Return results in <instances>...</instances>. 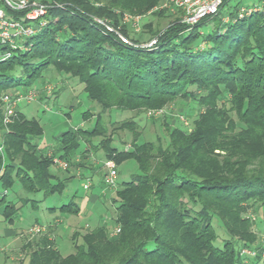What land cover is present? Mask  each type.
I'll use <instances>...</instances> for the list:
<instances>
[{
	"label": "trees",
	"instance_id": "16d2710c",
	"mask_svg": "<svg viewBox=\"0 0 264 264\" xmlns=\"http://www.w3.org/2000/svg\"><path fill=\"white\" fill-rule=\"evenodd\" d=\"M41 1L53 5L47 25L7 58L2 57L7 48L0 47L4 220L13 222L28 203L37 207L38 201L28 197H18V207L15 200H6L14 185L25 193L41 192L42 198L61 193L66 183L50 171L52 158L77 167L75 158H85L91 137L100 136L91 146L102 149L103 161L133 160L138 173L121 182L113 198L114 221L120 225L116 237L95 226L77 242L74 232L73 251L64 256L43 235L24 243L26 264H256L261 251L251 256L241 249H260L249 210H260L264 232V13L238 19L240 4L222 0L215 15L192 26L177 15L160 30L147 25L155 42L144 46L139 38L122 43L94 18L116 25L123 14L142 13L160 0ZM49 67L76 78L87 99L102 110L159 107L177 98H187L185 105L194 101L198 112L192 129L168 126L162 145L159 138L139 141L137 121H121L119 127L133 137L124 149L113 144L95 117L91 128L63 131L40 148L36 139L42 128L34 117L16 109L3 125L1 96L30 89ZM82 118L88 120V112ZM51 209L77 215L79 205L71 199ZM214 216L227 234L220 247L214 244Z\"/></svg>",
	"mask_w": 264,
	"mask_h": 264
},
{
	"label": "rangeland",
	"instance_id": "374dc122",
	"mask_svg": "<svg viewBox=\"0 0 264 264\" xmlns=\"http://www.w3.org/2000/svg\"><path fill=\"white\" fill-rule=\"evenodd\" d=\"M162 2L163 0H160L156 5L142 13L130 15L139 16L137 29L133 25L132 18L127 20L126 16L129 15L127 13L119 17V22L116 25L112 24L109 19L106 20L116 32L127 37L130 42H132V38H139L141 45L148 46V43L153 39H149L150 32L146 31V26L150 25L154 31L160 30L176 16L166 8L158 10L167 11L169 14H157L155 11L158 10H154V7L161 5ZM260 3L261 0H230L231 6L236 4L259 5ZM226 17L223 15V18ZM213 24L212 22L208 24L209 28ZM205 29L207 28L205 27L204 31ZM46 85L53 86L51 93L45 92L44 88ZM31 88L38 93L37 98L30 103H19L16 109L20 110L26 117H34L38 120L42 128V134L36 139V142L40 148L51 145L54 138L63 131L91 128L94 125L95 117L101 118L106 135H112L113 144L118 148H130L133 138L131 133L127 129L119 127V122L128 120L137 121L136 128L140 132L139 141H153L156 143L157 138H159L161 144L164 145L167 141L166 128L168 126L170 128L176 126L189 132L193 126L192 121L198 112V106L194 101H190L185 105L187 98L184 100L177 98L159 107L150 106L132 110H119L116 108L102 110L97 103L87 99L82 90V84L76 78L57 72L53 67L47 68ZM16 91H20V89L8 92L14 93ZM84 111L88 112V120H83L82 118V112ZM90 139L91 144L97 143L100 136L91 137ZM91 144H88L89 150L84 155L85 158L82 156L75 158L76 163L79 164L77 167H71L69 161L66 168L55 164L50 165V171L59 180L65 182L64 179L71 176L68 178L61 193L48 195L42 200L41 192L25 193L18 185H14L12 189L7 191L6 200H17L18 197L40 200L35 208L31 207L30 203L21 207L15 223L11 226L19 233H21V230H27L33 224L43 225L44 230L39 235H32L28 232L22 233L17 238L19 243L23 238H25V241H31L46 235L51 238L50 240L54 244L56 242L60 253L65 256L73 251L71 235L74 232H77V242H81V235L86 231L92 230L95 226H103L109 238L116 237L119 234L120 225L114 221L115 205L117 203L113 202V198L116 196V190L120 188V183L129 180L131 175L138 173L137 165L133 160H125L116 165V185L112 188H105L101 186L100 180V175L104 172L102 166V162H104L103 151L100 148L93 149ZM85 183L89 184L88 189L83 188ZM71 199L82 207L81 212H79V208L77 215L63 214L58 209L48 208L59 207L64 203H68ZM258 211L260 210H249L247 213L253 217V229L258 234V242H260L264 232L263 226L259 222ZM57 216L62 218L60 227L50 226L48 223L57 218ZM212 226L218 236L214 244L220 247L227 238V234L216 216L212 219ZM117 228H119L118 231ZM53 238H55V241ZM17 239L8 246V250L4 255L2 252L0 253L1 264H26L27 250L19 248ZM1 245L2 242L0 240V248ZM255 261L256 264H264V257Z\"/></svg>",
	"mask_w": 264,
	"mask_h": 264
},
{
	"label": "built area",
	"instance_id": "2783aa9c",
	"mask_svg": "<svg viewBox=\"0 0 264 264\" xmlns=\"http://www.w3.org/2000/svg\"><path fill=\"white\" fill-rule=\"evenodd\" d=\"M222 3V0H163L161 5L155 6L154 10L166 8L171 13L178 17V21L186 25L192 26L202 18L215 15ZM60 6L59 4H56ZM53 5L49 2L40 0H0V47H6L3 58L10 55V50L16 48H26L23 42L26 38L37 33L41 28L48 23L47 13ZM262 11L264 13V0H261L259 5H240L237 9V18L250 16L253 13ZM15 12H22L18 17L11 16ZM127 20L133 19L135 29L139 26V16H126ZM94 20L104 26L108 31H113L117 34L120 41L124 44H131L129 39L122 34L116 32L106 19L95 17ZM227 20V17L224 19ZM155 40H151L148 46L152 45ZM45 92L51 93L53 86L46 85ZM35 89L26 91L6 92L1 96L2 104V123L6 126L11 122L12 116L15 113L19 103H30L37 98ZM149 114H151L149 112ZM181 116V114H180ZM2 146L0 145V152ZM52 163L62 167H67V162L53 157ZM104 172L102 174L103 187L112 188L116 185L117 170L113 160L103 162ZM83 188L88 189L89 184L85 183ZM43 227L38 224H33L28 227L27 232L32 235H39L43 232ZM119 228H117V231ZM261 251V256L264 257V235L260 244V249L243 247L241 253L245 255L255 256L258 251Z\"/></svg>",
	"mask_w": 264,
	"mask_h": 264
},
{
	"label": "crops",
	"instance_id": "0c3cea01",
	"mask_svg": "<svg viewBox=\"0 0 264 264\" xmlns=\"http://www.w3.org/2000/svg\"><path fill=\"white\" fill-rule=\"evenodd\" d=\"M102 164H103V162H102ZM103 166V165H102ZM103 170H104V167H103ZM102 172V171H101ZM100 180H101V186H103V182H102V174L100 175ZM67 180H68V178L67 179H65V183H67ZM44 198H42V200H43ZM16 201V206L18 207V206H20L21 205V202L20 201H18V200H15ZM38 201V203L40 202V200H37ZM37 203V204H38ZM29 204V203H28ZM31 206V205H30ZM38 206V205H37ZM53 207H55V206H53ZM35 208V207H34ZM49 209H51L52 207H48ZM79 208H80V211L79 212H81V205L79 206ZM20 210V209H19ZM18 210V211H19ZM1 211H2V206L0 205V240H1V242H2V245H1V248H0V253L2 252L3 253V255L6 253V251L8 250L7 248H8V246L9 245H11V243L15 240V239H17V238H19V236H21L22 235V233L23 234H25L26 232H27V230H21L20 232L21 233H19V232H17L14 228H12V226L11 225H13V223H15V221H16V218L13 220V222H11V223H8V222H6L5 220H4V218H3V216H2V214H1ZM18 213V212H17ZM62 223V218L61 217H58L57 216V218H55L53 221H51L50 223H48L50 226L51 225H53V226H55V228H59L60 227V224ZM43 226V225H42ZM30 227V226H29ZM53 228V227H52ZM28 229V228H27ZM55 237V236H54ZM48 239H51L49 236H48ZM53 240L55 241V238H53ZM5 243H4V242ZM17 241H18V243H19V239H17ZM26 241H25V238H23L22 239V241H20V243L18 244V246H19V248L22 250L23 249V245H24V243H25ZM55 246L57 247V245H56V242H55ZM58 248V247H57ZM260 259H262V258H260ZM1 264V263H0Z\"/></svg>",
	"mask_w": 264,
	"mask_h": 264
}]
</instances>
